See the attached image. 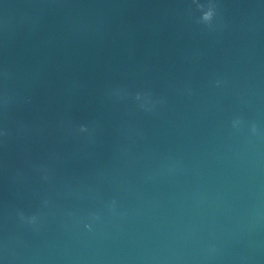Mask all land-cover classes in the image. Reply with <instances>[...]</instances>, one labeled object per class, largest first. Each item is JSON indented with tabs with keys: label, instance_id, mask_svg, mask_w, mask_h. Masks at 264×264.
<instances>
[{
	"label": "water",
	"instance_id": "1",
	"mask_svg": "<svg viewBox=\"0 0 264 264\" xmlns=\"http://www.w3.org/2000/svg\"><path fill=\"white\" fill-rule=\"evenodd\" d=\"M0 264H264V0H0Z\"/></svg>",
	"mask_w": 264,
	"mask_h": 264
},
{
	"label": "clouds",
	"instance_id": "2",
	"mask_svg": "<svg viewBox=\"0 0 264 264\" xmlns=\"http://www.w3.org/2000/svg\"><path fill=\"white\" fill-rule=\"evenodd\" d=\"M194 2H195V0H194ZM197 8L202 11V16L200 18L201 21L203 23H205V24H210L212 22L213 18L215 17V15H216V5L210 3L208 5V7H207V10H204V5L197 4ZM136 99L140 100L141 99V95L137 94ZM151 103H152V100H151L150 95L146 94L144 96V104L142 105V107L147 106V105H149ZM239 124H240L239 120H234L233 121V126L234 127L238 126ZM252 130L253 131L256 130L255 125L252 126ZM87 131H88V128L86 126L82 125L80 127V132H87ZM47 178L48 177L45 175L44 179H47ZM45 204H47V201H45ZM17 215L19 216L21 221L27 222L28 224H35L37 222V217L36 216L26 217L23 212H17ZM85 227H90V225H85Z\"/></svg>",
	"mask_w": 264,
	"mask_h": 264
}]
</instances>
